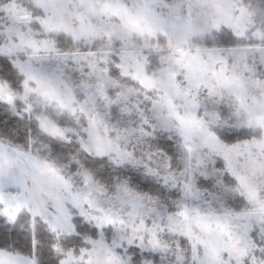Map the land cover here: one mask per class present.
Instances as JSON below:
<instances>
[{"label":"snow or ice","instance_id":"1","mask_svg":"<svg viewBox=\"0 0 264 264\" xmlns=\"http://www.w3.org/2000/svg\"><path fill=\"white\" fill-rule=\"evenodd\" d=\"M0 264H264V0H0Z\"/></svg>","mask_w":264,"mask_h":264},{"label":"clouds","instance_id":"2","mask_svg":"<svg viewBox=\"0 0 264 264\" xmlns=\"http://www.w3.org/2000/svg\"><path fill=\"white\" fill-rule=\"evenodd\" d=\"M113 122H115V120ZM137 151H138V154H139V149H137ZM73 155H80L81 159L84 158L83 155L80 153V149H79L78 145H76L75 142L70 147V149L65 153V156L68 159H66L64 162L67 163L68 160H70V158ZM100 171L105 173V179H104L105 183H107V179L109 177H115L117 175H120V171H123L125 173V178H128V179L132 180L134 186H136L137 182L142 178L141 173L138 170L131 169V168L118 171V170L113 169L111 167V165H108L107 167H105V165H100ZM146 186H147V184L141 185L142 188H145Z\"/></svg>","mask_w":264,"mask_h":264}]
</instances>
